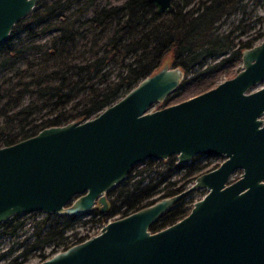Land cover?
I'll use <instances>...</instances> for the list:
<instances>
[{
	"label": "water",
	"instance_id": "95a60500",
	"mask_svg": "<svg viewBox=\"0 0 264 264\" xmlns=\"http://www.w3.org/2000/svg\"><path fill=\"white\" fill-rule=\"evenodd\" d=\"M148 1L157 13L174 10L172 0ZM38 2L0 0V44ZM184 78L180 66L165 62L95 116L0 147V223L34 212L83 216L96 202L105 211L106 193L149 158L224 157L186 190L111 220L97 234L33 264H264V38L241 51L232 77L151 110ZM236 168L241 177L226 184ZM200 187L208 192L188 215L150 230Z\"/></svg>",
	"mask_w": 264,
	"mask_h": 264
},
{
	"label": "trees",
	"instance_id": "16d2710c",
	"mask_svg": "<svg viewBox=\"0 0 264 264\" xmlns=\"http://www.w3.org/2000/svg\"><path fill=\"white\" fill-rule=\"evenodd\" d=\"M172 1V12L157 13L148 0H39L0 44V147L45 127L95 116L169 63L168 54L185 72L180 91L185 83L238 59L243 49L264 38V25L243 38V17L234 28L221 29L228 18L245 13L246 1L260 0ZM153 161L146 160L135 179L129 182V175L114 189L116 200L98 220L105 222L116 207H124L126 214L156 196L177 192L168 189L169 172L151 175ZM187 209L177 205L152 224L151 231L177 221ZM16 219L14 215L0 223V232L15 235L24 226ZM79 221L77 215L44 213L34 218L28 243L8 264H22L27 253L51 243L67 247L65 232Z\"/></svg>",
	"mask_w": 264,
	"mask_h": 264
},
{
	"label": "rangeland",
	"instance_id": "374dc122",
	"mask_svg": "<svg viewBox=\"0 0 264 264\" xmlns=\"http://www.w3.org/2000/svg\"><path fill=\"white\" fill-rule=\"evenodd\" d=\"M116 2L118 0H111ZM264 16V0L260 1H246L245 2V13H238L221 24V29L230 30L234 28L239 22L240 18L243 17V25H247L246 33L243 34V38L248 37V35H252L255 33L256 30L261 29L264 25V21L260 18ZM239 32V28L237 29ZM260 41V40H259ZM257 41V42H259ZM169 59V64L173 65L174 62L171 60V55L166 56ZM222 57H219L217 60H220ZM241 57L234 61H226L224 64L218 66L214 71L209 73L202 74L201 77H197L194 80H190L189 82L185 83L182 86V90H177L173 92V96L166 102L162 103H155L151 110L159 109L166 105L179 102L191 96H194L198 93H201L205 90H208L214 86H216L221 81L232 77L235 75L241 67ZM216 60V61H217ZM155 170L151 173L154 175L158 171H162L166 173V165L161 162H154ZM146 164L144 162L138 163L135 165L134 169L130 172L131 178L128 180L131 182L135 179V171L140 170L141 168L145 167ZM183 175V170L179 169L174 174H171L169 179H179ZM116 190V189H115ZM112 192V196L116 195V191ZM207 190L205 189H197L193 192L189 193L183 201L187 203V205H191L194 201L202 198L206 194ZM44 213L42 212H34V213H25V214H18L16 220H20L24 222V226L19 229L15 235L7 236L0 232V264H8V261L12 259L14 256L18 255L22 250H24L26 244V237L30 235L31 232V223L34 218L42 217ZM121 216L120 214H113L109 219L112 220L113 218ZM80 221L79 224L72 230L66 231L65 236H69L66 240L67 242H71L72 239L75 237H88L97 233L102 225V221L98 220V216L92 213L87 215H83L79 217ZM108 219V218H107ZM10 223V222H8ZM1 231V228H0ZM29 240L32 239L31 237L28 238ZM63 245L60 244L58 246H54V243L46 246L42 251H31L27 253L26 259L22 264H33L41 262L54 253L59 252L62 250Z\"/></svg>",
	"mask_w": 264,
	"mask_h": 264
},
{
	"label": "flooded vegetation",
	"instance_id": "af4514ba",
	"mask_svg": "<svg viewBox=\"0 0 264 264\" xmlns=\"http://www.w3.org/2000/svg\"><path fill=\"white\" fill-rule=\"evenodd\" d=\"M262 40V39H261ZM260 40V41H261ZM256 43H258V42H256ZM255 43V44H256ZM253 46V45H252ZM241 57V56H240ZM241 59V58H240ZM185 79H186V76H185V78H184V80H183V82L185 81ZM183 82H182V84H183ZM262 85L260 84V85H257L256 87H254L253 89H257V88H259V87H261ZM179 89V88H178ZM206 91V90H205ZM199 94V93H198ZM197 95V94H196ZM261 118H263L264 119V114L261 116ZM149 159H152V158H149ZM146 160H148V159H146ZM145 160V161H146ZM152 160H154L153 162H163L165 165H166V173L167 172H169L170 173V175L171 174H174L176 171H178L179 169H182L183 170V175H182V177L181 178H179V179H174V180H171V179H168L167 181H169V182H171L170 184H169V186H168V189L169 190H176L177 192H175V193H173V194H171V195H166V196H156L155 197V199H154V201L152 202V203H154L156 200H158V199H161V198H163V197H168V196H172V195H175V194H178V193H180V192H182V191H184V190H186L190 185H192V183L194 182V180H195V178L197 177V176H199V175H201V174H203V173H206V172H208V171H211V170H214L215 168H217L221 163H222V161L224 160V157L223 156H217V155H205V154H197V155H195V156H193L192 158H190L188 161H186V162H178V158H177V155H170L167 159H163V160H157V159H152ZM145 161H143V162H145ZM134 167H135V165H134ZM134 167H133V169H134ZM154 169H155V167H154ZM242 173H243V170L241 169V168H236L230 175H229V178H228V180H227V182H226V184H229V183H231V182H233V181H235V180H237V179H239L240 177H241V175H242ZM130 175V172H129V174H128V176ZM127 176V177H128ZM170 177V176H169ZM127 179V178H126ZM125 179V180H126ZM124 180V181H125ZM123 181V182H124ZM122 182V183H123ZM167 184V183H166ZM120 185V184H119ZM117 187V186H116ZM116 187H114L112 190H114ZM201 189H205V190H207L206 188H203V187H200ZM200 188H197V189H200ZM197 189H194V190H197ZM112 190H110V192L112 191ZM193 190V191H194ZM193 191H190V192H188V193H186L184 196H182L177 202H175L167 211H165L157 220H159L162 216H164L167 212H169L171 209H173L174 207H176L177 205H183V206H185V207H187L188 209H187V212L185 213V215L183 216V217H185L186 215H188L189 214V212H190V210H191V208H192V206H193V203L195 202H193L191 205H187V203L185 202V201H183L184 200V198L189 194V193H191V192H193ZM110 192H107L106 193V199H107V209L105 210V211H102L101 210V204L100 203H98V202H96L95 203V205H94V207H93V209L90 211V213H92V214H94V215H97L98 216V219H99V217L101 216L100 214H103V213H105V212H107V210L109 209V207H110V205H111V200L112 199H114V200H116V195L115 196H112V194L111 195H109L110 194ZM207 192H208V190H207ZM206 192V193H207ZM204 197V196H203ZM201 199V198H200ZM199 200V199H198ZM197 201V200H196ZM152 203H150V204H152ZM150 204H148V205H150ZM148 205H146V206H148ZM146 206H144V207H146ZM143 208V207H142ZM141 209V208H140ZM139 210V209H138ZM137 211V210H136ZM134 212V211H133ZM120 214L121 216H119V217H122V216H125V215H127V214H129V213H132V212H129V213H124V207H116L115 209H113L112 211H111V215L108 217V219L105 221V222H102V225H100L101 226V228H102V226L105 224V223H107V222H109V221H111L109 218L113 215V214ZM80 217V216H79ZM119 217H116V218H119ZM183 217H181L180 219H182ZM116 218H113L112 220H114V219H116ZM180 219H178V220H180ZM156 220V221H157ZM177 220V221H178ZM155 221V222H156ZM154 222V223H155ZM176 222V221H175ZM175 222H173V223H175ZM153 223V224H154ZM172 223V224H173ZM171 225V224H170ZM169 226V225H168ZM167 227V226H166ZM100 228V229H101ZM150 228H151V226H150ZM165 228V227H164ZM163 229V228H162ZM151 230V229H150ZM160 230V229H159ZM99 232V231H98ZM97 232V233H98ZM97 233H95V234H97ZM94 234V235H95ZM92 236V235H91ZM91 236H88V237H80V238H78V237H74L73 239H72V241L71 242H69V245L67 246V247H62V250L61 251H63V250H65V249H67L68 247H70V246H73V245H75V244H77V243H80V242H82V241H84V240H86V239H88L89 237H91ZM60 252V251H59ZM57 253V252H56Z\"/></svg>",
	"mask_w": 264,
	"mask_h": 264
}]
</instances>
